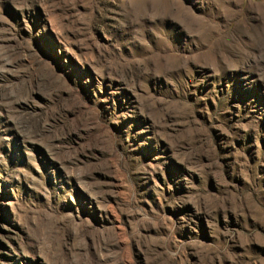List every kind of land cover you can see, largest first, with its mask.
Wrapping results in <instances>:
<instances>
[{"label":"rangeland","instance_id":"374dc122","mask_svg":"<svg viewBox=\"0 0 264 264\" xmlns=\"http://www.w3.org/2000/svg\"><path fill=\"white\" fill-rule=\"evenodd\" d=\"M0 264H264V0H0Z\"/></svg>","mask_w":264,"mask_h":264}]
</instances>
